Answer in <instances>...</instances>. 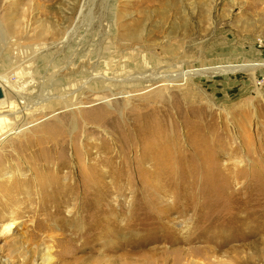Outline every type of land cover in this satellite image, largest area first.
Masks as SVG:
<instances>
[{
	"label": "rangeland",
	"instance_id": "obj_1",
	"mask_svg": "<svg viewBox=\"0 0 264 264\" xmlns=\"http://www.w3.org/2000/svg\"><path fill=\"white\" fill-rule=\"evenodd\" d=\"M132 35L143 40L144 55L170 59L167 65L177 66H165L164 72L178 70L181 63L238 65L233 72L196 75L198 79L193 76L185 85L168 89L169 95L183 101L182 106L189 105L190 113L204 117L214 130L197 138L188 131L194 120H170L164 129L176 126L179 139L161 148L170 144L179 148L161 158L157 154L142 158L156 143L155 136H141L138 145L123 152L117 148L115 126L103 124L98 129L83 121L78 127L71 125L63 143L67 163L56 166V160L43 162L44 158L33 163L36 173L27 156L40 152L36 141L43 131L39 128H60L58 116L65 110L34 122L29 128L33 145L26 152L13 150L17 140L7 138L0 149L1 158L8 156L0 165V219L13 215L18 226L13 233L0 230V264H41L46 255L51 257L47 264H195L193 249L206 244L198 237L209 247L221 241L217 230L201 234V228L209 213L235 189L242 199L231 204L255 211L251 217H261L253 224L255 235L235 243L240 249L212 250L211 261L264 264V69L239 67L264 64V0H0V72L10 58L23 62L37 51L26 68L27 79L38 72L36 76L48 86L52 79L48 75L58 71L66 86L70 77L100 67L97 61L122 57L128 50L121 46ZM164 61L161 64L166 65ZM51 87L57 90L58 85ZM93 94L84 89L88 97L84 104L102 106ZM149 127L145 132H150ZM73 133L78 143L101 147L92 148L89 156L78 154L80 165L71 148ZM204 139H208L205 145ZM218 141L221 148L215 150ZM108 144L117 145L106 154L102 148ZM89 169L96 175L82 178L83 170ZM227 179H234L229 189ZM13 185L27 189L12 194ZM57 186L65 191L45 194ZM232 205L219 209L217 223L230 214ZM78 222L86 229L74 237L79 232L71 226ZM98 223L129 229L101 242ZM249 227L242 224L236 235L242 237Z\"/></svg>",
	"mask_w": 264,
	"mask_h": 264
},
{
	"label": "bare ground",
	"instance_id": "obj_2",
	"mask_svg": "<svg viewBox=\"0 0 264 264\" xmlns=\"http://www.w3.org/2000/svg\"><path fill=\"white\" fill-rule=\"evenodd\" d=\"M51 35H53V32ZM53 36L56 37V33H54ZM140 38L141 37H138L137 35H132L126 38L125 40L127 43L121 46L123 47L121 48L122 50H128L127 52H124L125 55L122 54L123 56H119L120 58H104L102 61H97L96 63H98L97 65H100V67L97 66V68H94L92 65L91 68H93L87 71V75L70 77L67 81L68 85L66 86L63 81L61 82V80L58 79V71L50 70L51 72L48 76H52V79L50 85L48 86L46 85L44 79L36 76L40 75V73H38L36 70H34L37 72L35 77H33L32 80L27 79L26 76L29 73L26 71V68L28 67L29 60H31L33 57H36L40 52L31 51V53L28 55L26 54L27 56L25 59H23V62H18L14 58H12L14 60H11L10 58L11 63L2 61L4 64L3 66L1 65L2 70L0 72V149L3 148L1 146L7 138L14 136L17 140V143H13L14 146L12 149L19 150L20 152H26V149L30 147V144L33 145V142L30 140L32 138V130L29 128L36 120L44 117L47 114L49 115L58 109L63 111L65 110L64 113H61L58 116V118L61 120L60 123L62 122L60 124L61 127L52 130L39 128L41 131H43L38 143L36 141V146L40 145V152L37 154H32L31 156H27V163L33 168V173L37 172V168L33 166V163H38V161H42L44 158L48 159L49 161L44 159L46 161L43 160V162H51L52 160H56V166H59V164L63 163V161L67 163L63 157L66 153V146L63 143H65L69 133H71L70 130L73 129L71 125L73 124L78 127L79 123H83V121L89 123L90 126L94 125V128H98L103 124L115 126L117 128L115 139H117L120 144L117 146V148L123 152L124 150L129 149V146L134 147L135 145H138L141 136H155L157 141L153 146L150 147L151 150L149 152L143 153L145 150L144 148L143 152L138 149L140 153H143L142 158H144V155L148 157L151 154H157L159 155V158H161V156L165 154L174 153L179 148L174 147L172 144L161 148V146L164 144H169L171 141L176 142V140L179 139L177 138L179 137L178 134L175 132L176 126H172L170 128L165 127L167 129H164L165 124L170 120L174 121L176 119H181L182 123L191 122L190 120H194V124H192L193 126L191 125L188 131L190 134L196 133L198 135L197 138H200V136L205 131H212V129L214 130V128H209L206 125L205 121L203 120L204 117H198V115L195 113H190L189 105L182 106L181 103L183 101L181 102L179 98L177 100L176 97H173V94L169 95L167 93L168 89L169 87H174L175 84H180L183 86L185 85L184 82H186V80L193 76L197 77L196 75L204 76L203 74H209L216 71L233 72L238 68V65L231 66L230 64H222L219 66H195L190 63H181L177 68L178 70L164 72L163 69L165 66L170 67L171 69L177 66L169 63L167 65L166 61H169L170 59H167L166 61L162 60L166 63V65H164L161 64L162 61L159 57L144 55L142 53L144 50L142 43L143 40ZM65 40H67V37ZM65 40L62 39L61 42ZM92 63H94V60ZM23 64H25V66ZM239 67H242L244 70L254 71L257 69H264V64L248 63ZM48 81H50V78H48ZM51 85H58L57 90L53 89ZM85 88L87 89L88 93L91 95L94 93L93 95H95L96 99H100L101 102H103L102 106L93 108L92 105L94 104H84V101H86L88 98L86 95H84ZM53 91L56 93L54 94ZM90 112H94V114H96L95 117L87 118L86 115H89ZM53 116L51 115V117ZM128 118H130V121L127 120ZM48 123L49 122L47 121L44 125ZM146 126H150V132H145ZM76 135V133H73L72 136L70 135L71 137L69 136L72 142L71 148H73L74 154H77V156L75 155L76 158L80 157L78 156L80 153L89 156L92 148H96V150L101 149L100 145L97 143H93L89 146L78 143ZM207 141L208 139H204V145L207 143ZM116 145L108 144L102 149H104L107 154L110 153ZM216 145L217 146H214L215 150H217V148H221L220 141H218ZM4 156L5 157L3 158L0 157V165L3 164L4 160H8V156ZM77 160L80 165L81 158ZM47 165H49V163ZM90 173L92 176L96 175V172L90 171L89 169V172L87 173H84L83 170L81 177H89ZM227 180L228 183L226 188L229 189L232 183H234V179ZM72 183L74 182L69 184L72 185ZM57 187H54V189H51L50 192L45 194L50 196L52 191H65V189L63 190L62 188H59V186ZM26 189V186L23 187L21 185H13L10 189V192L13 194L25 191ZM39 193L42 194L41 191ZM241 196L242 193L235 189L233 194L224 198L222 197L223 200H221L216 207L217 210H213L211 213H209V221H207V224L201 228L202 231L200 233L207 234L217 230L219 236L221 237V241L217 243L214 242L213 247H209L206 240L202 239V237H198L202 243L206 244L205 246H199L193 249V253L197 255V258L193 259V257L191 261H194L195 264H214L211 261L213 258H211V254L213 253L209 254L210 251H223L225 253L228 251H235L241 248L240 246L235 245V243L245 241L246 239L255 235L253 224L260 219L261 215L251 217L255 211L249 212L248 209L244 210V206H233L231 204L241 200ZM228 204L230 206L232 205L230 214L223 215L222 221L217 223L215 218L220 213L219 209ZM262 215H264V213ZM16 221L17 217L13 215L2 217L0 219L1 233H13L14 229H16L18 226ZM242 224H248L250 227L244 232L243 236L240 237V235H236V232L239 230ZM80 225L81 223L78 222L71 226V230L74 232H79L78 234L75 233L74 237L81 235L84 232L82 230L86 229L85 227H83L84 229H81ZM98 225L102 227L101 233L98 236V238L101 239V242L108 240L111 241L114 236H117V233L122 232L120 231L123 230L122 227H125L120 226L119 228L121 229H116V226L113 223L103 225L98 223ZM228 225L229 229L226 230ZM125 229V231H128L129 227L127 226ZM132 233L133 231L129 232V234ZM230 243L233 244L230 245L228 249L224 250L223 248L228 246ZM262 245L264 246V241L262 242ZM110 249V246L106 247V250ZM47 257L48 256L46 255L41 259V264L49 263L51 257ZM262 261L264 262V259ZM214 262H217L216 264H233V260L224 263L225 261L222 262L218 258L214 259ZM150 263L152 264L151 261ZM249 264H251V262H249Z\"/></svg>",
	"mask_w": 264,
	"mask_h": 264
}]
</instances>
